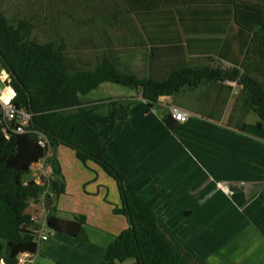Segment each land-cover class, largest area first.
I'll use <instances>...</instances> for the list:
<instances>
[{
  "label": "crops",
  "instance_id": "1",
  "mask_svg": "<svg viewBox=\"0 0 264 264\" xmlns=\"http://www.w3.org/2000/svg\"><path fill=\"white\" fill-rule=\"evenodd\" d=\"M173 7L190 10L180 19L185 33L176 44L172 37L163 39L161 48L184 40L180 47L187 56L217 57L223 51L217 43L229 41L224 50L227 57H237L235 42L239 55H250L245 47L240 51L239 34L231 33V24L235 25L231 0L221 4L180 0ZM195 9L208 10L209 15L196 16ZM261 62L257 68L264 75ZM190 91L185 92L186 98L194 99L196 105L178 106L191 116L176 132L164 125L158 105L171 103L174 96H161L151 108L139 96L119 98L124 104L117 109L113 127L98 124L103 143L122 164L125 186L155 211L158 226L180 264H264V202L259 195L264 187V127L255 125L256 132H249L248 124L240 119L247 105L241 93L234 97L229 81ZM130 99L133 102L127 106ZM204 101L211 106L207 108ZM201 112L221 114L219 120L234 114L229 120L233 126H211V119ZM46 158L49 180L58 185L56 195L49 189L46 195L53 198L57 216L84 217L86 239L44 226L47 238L38 240L33 264H97L108 243L128 226L127 218L114 212L121 204L116 182L94 162L85 166L67 146L50 148ZM39 173L31 170L27 178L38 180ZM44 207L39 198L30 201L27 212L41 222Z\"/></svg>",
  "mask_w": 264,
  "mask_h": 264
},
{
  "label": "trees",
  "instance_id": "2",
  "mask_svg": "<svg viewBox=\"0 0 264 264\" xmlns=\"http://www.w3.org/2000/svg\"><path fill=\"white\" fill-rule=\"evenodd\" d=\"M231 1L234 20L240 28L236 40L240 51L245 47L248 54H253L247 57L248 64L239 61L222 64L227 57L224 50L229 46V41H223L217 43L223 51L219 52L216 63H181L172 67L163 79L140 77L126 67L113 64L104 55L91 62L68 56L60 43L29 41L30 24L10 22L0 9V70H6L10 77L16 92L14 103L31 113L23 133L5 132L0 122V261L17 264L20 254H35L39 225L31 219L27 208L30 201L41 197L45 185L27 176L32 165L44 158L50 148L64 145L73 149L85 166L89 161L94 162L114 179L121 201L114 212L123 214L128 221V226L108 243L103 259L97 264H118L128 259L132 260L131 264H180L158 226L155 211L135 190L125 186L124 168L104 145L99 133L101 122L113 127L117 109L124 102L110 97L90 100L86 96L103 83H113L135 91L134 96L142 98L151 108L159 103L161 96H174L209 83L233 81L240 87L244 104L256 115L255 125L264 127V83L255 74L261 71L257 63L264 61L261 33L264 0ZM192 12L196 16L208 14L204 9ZM253 27L260 31L251 36ZM132 102L130 99L125 104L129 106ZM160 115L171 132L183 126L167 109ZM40 139L45 140L44 145ZM57 186L49 180L48 189L54 195L58 193ZM259 195L264 202V187ZM44 205L47 228L86 239L82 215H75L72 220L57 216L53 198L48 194Z\"/></svg>",
  "mask_w": 264,
  "mask_h": 264
},
{
  "label": "rangeland",
  "instance_id": "3",
  "mask_svg": "<svg viewBox=\"0 0 264 264\" xmlns=\"http://www.w3.org/2000/svg\"><path fill=\"white\" fill-rule=\"evenodd\" d=\"M180 0H0V9L12 23L24 21L30 24L31 29L27 36L29 41L36 43L62 44L68 56H79L93 62L96 57L106 56L115 65L126 67L140 77H153L163 79L172 67L181 63H216L217 57H189L180 46L169 45L164 49L160 47L163 39H175V44L185 32L180 20L182 12L190 11L173 7V2ZM201 1V0H200ZM208 2V0H202ZM219 4L224 0H217ZM209 4V3H208ZM209 14H206L207 16ZM230 15V14H228ZM234 21L232 14L230 15ZM232 34H237V24L232 23ZM260 28L253 27L250 32H259ZM177 39V40H176ZM234 53L237 57H224L222 64L242 62L247 64L248 56L239 55L238 44L235 42ZM243 61H242V59ZM237 60V61H235ZM258 79L264 82V75L255 73ZM233 95L240 93V87L234 82ZM238 90H237V89ZM206 90V89H205ZM182 90L175 94L171 103L167 101L158 105L164 111L171 106L188 104L196 105L194 99L186 98ZM135 91L113 83H103L86 96L88 99L110 97L119 99L135 95ZM233 97V98H234ZM192 99V101H190ZM190 101V102H189ZM204 101L203 103H205ZM242 104V101H240ZM206 102V107L211 105ZM248 110V111H247ZM201 112L211 126L223 129L226 124L233 126L231 116L220 119L221 114L214 112ZM193 115V113H192ZM213 115H217L213 116ZM243 123L248 124L249 132H256L254 121L256 115L248 107L241 113ZM240 122L239 124H241ZM223 127V128H221ZM227 129V128H226ZM131 259L123 261L129 264Z\"/></svg>",
  "mask_w": 264,
  "mask_h": 264
},
{
  "label": "built area",
  "instance_id": "4",
  "mask_svg": "<svg viewBox=\"0 0 264 264\" xmlns=\"http://www.w3.org/2000/svg\"><path fill=\"white\" fill-rule=\"evenodd\" d=\"M16 96V92L10 84V77L6 70H0V108H1V116L0 122L3 123V131L5 132H13V133H23L25 132V127L28 125L29 120L31 118V113L25 110L23 107H19L14 103V98ZM172 117L178 121L179 123H185L190 118V112L180 109L176 106H171L169 109ZM40 144L44 145L45 140L40 139ZM38 169L40 171L37 177L38 180L36 182L45 185V190L41 195V200L43 201L47 193V189L49 187V173L50 167L46 156L39 160L37 163L32 165L31 170ZM45 208V207H44ZM46 215V209L44 210ZM31 219L38 223L39 227L36 232V239L43 240L47 238L46 234H43V229L45 226V217L41 222L36 221L35 217L31 216ZM33 255L22 253L17 258V264H33Z\"/></svg>",
  "mask_w": 264,
  "mask_h": 264
},
{
  "label": "clouds",
  "instance_id": "5",
  "mask_svg": "<svg viewBox=\"0 0 264 264\" xmlns=\"http://www.w3.org/2000/svg\"><path fill=\"white\" fill-rule=\"evenodd\" d=\"M47 159V158H46Z\"/></svg>",
  "mask_w": 264,
  "mask_h": 264
}]
</instances>
